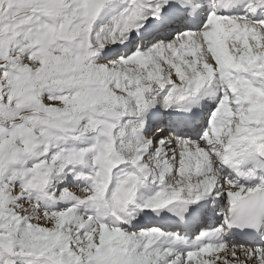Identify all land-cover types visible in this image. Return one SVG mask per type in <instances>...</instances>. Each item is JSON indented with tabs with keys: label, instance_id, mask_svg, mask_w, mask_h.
Returning <instances> with one entry per match:
<instances>
[{
	"label": "snow or ice",
	"instance_id": "obj_1",
	"mask_svg": "<svg viewBox=\"0 0 264 264\" xmlns=\"http://www.w3.org/2000/svg\"><path fill=\"white\" fill-rule=\"evenodd\" d=\"M0 264H264V0H0Z\"/></svg>",
	"mask_w": 264,
	"mask_h": 264
}]
</instances>
